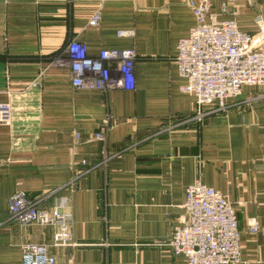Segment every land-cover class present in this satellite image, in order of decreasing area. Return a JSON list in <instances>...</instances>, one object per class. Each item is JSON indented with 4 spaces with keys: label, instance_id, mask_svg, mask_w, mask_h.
<instances>
[{
    "label": "crops",
    "instance_id": "crops-1",
    "mask_svg": "<svg viewBox=\"0 0 264 264\" xmlns=\"http://www.w3.org/2000/svg\"><path fill=\"white\" fill-rule=\"evenodd\" d=\"M210 2L248 34L264 19V0ZM97 10L100 24L88 25ZM194 23L186 0H0V102L11 111L0 124V264H21V244L53 233L6 221L16 191L70 214L74 245L49 246L54 264H186L166 243L198 177L235 208L237 264H264V234L247 227L264 228V87L243 86L221 110L204 104L198 119L173 62ZM72 38L92 56L133 48L135 88H73L70 71L48 62Z\"/></svg>",
    "mask_w": 264,
    "mask_h": 264
},
{
    "label": "built area",
    "instance_id": "built-area-1",
    "mask_svg": "<svg viewBox=\"0 0 264 264\" xmlns=\"http://www.w3.org/2000/svg\"><path fill=\"white\" fill-rule=\"evenodd\" d=\"M233 1V0H232ZM195 18L188 34L177 41L173 62L183 79L179 89L193 95L196 117L202 118L201 106L216 103L217 109L226 107L230 98L241 88L264 87V19L256 14V31H241L234 19L219 20L211 11L210 0H186ZM223 10L226 2L222 3ZM101 12L95 11L88 25L98 26ZM118 36H131V30H118ZM133 48L102 49L95 56L88 53L84 42L69 39L60 52L48 56L49 65L70 71L71 85L76 89L107 91L135 88ZM10 106L0 102V124L10 121ZM110 127L104 118L94 137L103 140ZM183 215L166 243L174 254L184 256L186 264H237L242 261L240 232L234 206L227 198L206 185L201 177L185 189L181 205ZM6 221L20 226L37 225L53 228L49 244L24 243L20 245L21 264H54L49 246L74 245L70 214L54 207H39V199L29 198L22 191L8 199ZM250 233L261 232L254 220L248 221Z\"/></svg>",
    "mask_w": 264,
    "mask_h": 264
},
{
    "label": "rangeland",
    "instance_id": "rangeland-1",
    "mask_svg": "<svg viewBox=\"0 0 264 264\" xmlns=\"http://www.w3.org/2000/svg\"><path fill=\"white\" fill-rule=\"evenodd\" d=\"M210 4H211V2H210ZM190 11L192 12V10H191V8H190ZM193 14V13H192ZM194 16V15H193ZM258 224V223H257Z\"/></svg>",
    "mask_w": 264,
    "mask_h": 264
}]
</instances>
